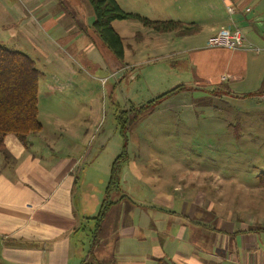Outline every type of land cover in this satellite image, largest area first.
Here are the masks:
<instances>
[{"label":"crops","instance_id":"0c3cea01","mask_svg":"<svg viewBox=\"0 0 264 264\" xmlns=\"http://www.w3.org/2000/svg\"><path fill=\"white\" fill-rule=\"evenodd\" d=\"M118 3L125 11L151 20L196 23L199 30L178 36L151 31L137 20L142 27L125 48L123 34L129 24L137 23L115 20L112 26L124 45V57L119 60L95 32V14L87 0H0L1 25L16 47L59 59L47 60L56 69L55 75L73 73L61 53L84 54L96 67L102 58L117 75L133 70L125 62L126 53L161 52L176 57L168 64L175 67L176 76L183 74L182 68L185 72V79L172 80L167 89L181 87L177 91L185 95L192 90L221 88L232 97H252L264 91V0ZM222 29H239L247 45L240 49L209 45ZM23 37L31 49L23 46ZM184 41L197 43L182 48ZM67 88L60 90L64 93ZM97 134L95 130L82 135L90 151ZM108 135L99 134L96 150H104ZM4 143L10 162L8 166L0 163V264H82L94 258L103 264H264V229L246 232L240 226L235 228L237 222L241 224L238 220L216 219L214 201L208 192L199 193L205 192L199 188L205 184L199 177H151L145 172L146 163L139 164L134 157L120 171L117 185L109 189L110 178L99 173V167L87 164L84 151L44 158L39 149L24 146L14 134L6 135ZM123 144L129 154L149 152L148 145L137 150L133 142L127 148ZM104 203L110 205L94 235V217ZM215 223L222 228L215 229ZM99 235L102 244L97 246Z\"/></svg>","mask_w":264,"mask_h":264},{"label":"rangeland","instance_id":"374dc122","mask_svg":"<svg viewBox=\"0 0 264 264\" xmlns=\"http://www.w3.org/2000/svg\"><path fill=\"white\" fill-rule=\"evenodd\" d=\"M129 21L137 24H129L128 31L124 32L125 48L142 27L137 20ZM2 22L0 18V38L5 41L0 44L26 52L43 73L39 91V119L43 129L28 138L29 148L39 149V155L44 158L53 154L74 156L84 151L82 155L85 153L88 157L87 164L94 169L99 167L97 171L106 173L109 178L114 165L119 178L120 171L134 157L139 164L146 163L145 172L151 177L167 180L199 177V182L206 184H200V190L205 192L199 193L208 192L214 201L212 214L216 219L238 220L241 224L237 222L235 228L241 227L246 232L264 229V184L261 181L264 91L252 97H232L224 89L216 88L192 90L185 95L177 91L162 97L170 90L167 86L172 80L185 79L184 69L181 76H176L175 67L168 65L175 60L174 55L167 57L170 54L150 53L145 49L143 53H126L125 62L133 70L118 71L117 75L100 57L96 67L86 61L84 54L61 53L68 58L73 73L67 77L55 75L56 69L47 60L58 62L59 59L50 54L46 59L42 53L16 47ZM23 38V46L31 49L26 37ZM189 42L184 41L182 48H187ZM65 86L68 88L63 93L60 87ZM128 116L133 117L128 121ZM122 119L127 121L120 122ZM123 124H126L124 134L121 133ZM95 130L98 138H87L91 140V147L94 146L90 151L82 135ZM101 133L109 134L103 151L100 147L95 149ZM132 142L137 150L148 145L149 152L127 153L122 144L130 147ZM4 157L0 163L8 166L10 158ZM214 226L215 229L221 227L218 223ZM99 228L94 230V235ZM98 237L97 246L102 244V235ZM89 238L93 239L91 235Z\"/></svg>","mask_w":264,"mask_h":264},{"label":"trees","instance_id":"16d2710c","mask_svg":"<svg viewBox=\"0 0 264 264\" xmlns=\"http://www.w3.org/2000/svg\"><path fill=\"white\" fill-rule=\"evenodd\" d=\"M88 1L95 14L93 22L95 32L119 60L124 57V45L121 36L112 26L115 20H140L144 26L156 32H173L180 36L191 35L199 30L196 23L172 19L151 20L125 11L118 0ZM42 75V71L37 68L34 59L28 54L0 44V152L5 156L8 155L4 143L6 135L14 134L24 146L28 147V138L39 133L43 128L39 119V81ZM180 88L169 90L163 93L162 97L181 90ZM122 121L125 123L127 119L125 121L122 119L120 122ZM126 124L122 125V134L126 132ZM115 172L116 166L114 165L109 180V189L117 185ZM261 177L264 184V174ZM109 205V203H104L98 215L94 217L96 219L94 230L99 227ZM82 264L103 263L94 258Z\"/></svg>","mask_w":264,"mask_h":264},{"label":"built area","instance_id":"2783aa9c","mask_svg":"<svg viewBox=\"0 0 264 264\" xmlns=\"http://www.w3.org/2000/svg\"><path fill=\"white\" fill-rule=\"evenodd\" d=\"M228 9L230 13L233 12L232 7H228ZM209 45L227 47L231 49H240L247 45V41L244 34L239 29H222L216 36L210 39ZM248 47L252 48L256 52L259 51L258 47L253 48L254 46L250 44H248Z\"/></svg>","mask_w":264,"mask_h":264}]
</instances>
